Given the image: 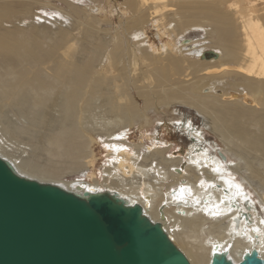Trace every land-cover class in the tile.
I'll list each match as a JSON object with an SVG mask.
<instances>
[{"label":"bare ground","instance_id":"bare-ground-1","mask_svg":"<svg viewBox=\"0 0 264 264\" xmlns=\"http://www.w3.org/2000/svg\"><path fill=\"white\" fill-rule=\"evenodd\" d=\"M256 1L127 0L136 15L127 24L123 21L127 34L145 28L158 13L171 8L162 16L174 22L172 33L181 35L188 26L211 27L208 47L212 49L192 59L175 43L167 44L164 53L138 48L136 42L125 48L118 33L110 65L98 72L95 64L101 62L105 49L94 47L100 51L98 58L80 64L73 58L78 44L71 43L69 32L56 43L60 51L64 49L58 59L55 46L41 53L36 36L0 32V118L8 139L22 129L17 133L12 128L7 112L26 119L35 132L47 122L44 111L54 96L53 107L60 112L59 119L52 120L51 133L42 135L43 143H36L33 158L6 154L2 141L0 157L27 179L63 187L83 198L109 194L127 206H142L144 215L163 226L191 264H211L217 251L235 263L254 250L264 259V217L256 205L264 211V173L259 168L264 167V9H258ZM71 7L80 13L78 25L85 32L90 30L88 36L94 41L99 31L96 22H87L91 16ZM143 10L148 11L146 17ZM6 16L0 8V23ZM192 43L184 41L186 46ZM50 63L52 67H47ZM106 87L113 90L107 104L108 113L115 117L108 123L109 119L102 122L105 118L96 113L93 103L107 96ZM181 104L197 109L225 152H210L202 131L184 119L177 129H184L195 142L186 156L168 155L174 146L163 144L151 147L142 157L138 143L133 155L124 151L123 159L107 166L103 181L95 176L91 181L65 179L67 174H86L94 166L97 139L87 126L90 118L115 130L137 124L147 129L153 123L151 111ZM114 135L115 131L107 134Z\"/></svg>","mask_w":264,"mask_h":264},{"label":"rangeland","instance_id":"rangeland-1","mask_svg":"<svg viewBox=\"0 0 264 264\" xmlns=\"http://www.w3.org/2000/svg\"><path fill=\"white\" fill-rule=\"evenodd\" d=\"M126 1L127 0H0V8L5 10L7 13V16L2 19V23H0V32L2 34L3 31H6L9 34L12 33L20 36L26 35L29 38L30 35H32L31 37L36 36L41 43V53H43L45 49H48L51 46H53L54 48L55 46L54 50H57L56 59H58L59 57H63L62 54L64 51V49L60 51L59 47L61 45H56V43L61 40V36L64 33L69 32V34H72L71 43L78 44L77 46L79 49H77V51L72 54L74 55L73 58L80 64H84L85 62L87 63L88 61L93 60L92 58L95 59V57L97 59L100 52H98V50L102 48L105 49L101 62L95 64V66H97V72L104 70L110 65L109 54L116 44L118 33H120V35L122 34L121 36L124 39L125 48L126 46H128L129 42H136L137 47H143L146 50L148 49L150 52L155 50L159 51L160 53H164L167 50L166 46H173V44L175 43L174 45H176V47L182 48L187 58L191 57L192 59H197L196 56H198V53H201L202 50L212 49L208 47L210 41V31L212 29L211 27L207 28L206 26L202 25V27L188 26L181 35L172 33L171 29L174 27V22H171L170 16H167L165 18L162 16V13L171 12L173 10L171 8L158 13L156 20L154 22L151 21L147 23L145 28H142L141 26L138 29L135 28L133 32H131V34H127L125 32V29H123V21L125 22V24H127L128 21L134 20L136 15H134L131 9H129ZM255 4L258 6V9H264V0H257ZM71 6L77 7L83 13L85 12L84 14H88V16H91L92 18H90V20H86L87 22L89 21L91 24H93V22H96V24L94 25L97 26L96 29H99V31H95L97 35L95 36L94 41L88 36L90 30H87L85 32L83 28L78 25L79 19H81L80 13H78V16L77 12L74 11V8H72ZM143 12L146 17V13L148 11L143 10ZM151 19L152 17H150V20ZM83 21H85L84 18ZM163 23L165 24L162 25ZM123 30L126 34L123 32ZM89 34L92 33L90 32ZM187 39L193 40V45H190L191 47L184 45V41ZM87 40H90L91 43L90 41L87 42ZM98 40H100L99 44ZM92 41L94 42L93 44ZM101 44L102 46H105L102 47ZM94 47H98L99 49L94 50ZM138 53L139 55H141L139 49ZM94 54L96 55L92 56ZM51 65L52 63L46 66L52 67ZM46 66L44 67L46 68ZM93 76V79H95V74H93ZM190 79L191 77L187 78V80ZM105 91L107 96H104V98L102 96H100V98L97 97V99H95V102L93 103L94 107L96 108V113L99 114L103 119L105 118L102 122L106 121V119H111L110 121H106V123H108L115 119V117H113L111 113H108L109 107L107 104L109 99L108 96L110 95V92H113V90L111 89V87H106ZM221 91H218V93L222 94ZM134 93H136L135 90ZM56 98V96L53 97L52 101L48 103V107H46L45 109L46 111H44L45 117L48 118H45V121H47L48 123L44 122L39 128L40 130L38 129L37 132H35V130L31 128L32 126L28 128L29 123L26 119L17 117L12 111H9L7 112V114L9 115L5 116V118H8V121L9 119H12V125H10L13 129L16 130V132L19 130V128L22 129V132H20L19 130V133L17 132V136L15 135V138H12L13 140L10 138L8 139L6 133H4V126L3 124H1L4 122V118H0V137L2 136L0 138V143L1 141L2 143L5 142L3 143V146L5 144L6 149L4 150L5 152H7L6 154L17 156V158L22 159H30L34 157L37 152V148L35 147L36 143L41 144L44 142L42 140V135H45V133H51V125L54 124L52 123V120L56 119L55 121H57L59 119L60 112L56 107H53ZM141 103L142 105H144V101H142ZM86 116H88V114H86ZM150 117L153 123L149 128L140 129V124H137L133 128H126L124 130H119L118 128L117 130L112 129L113 126H103L104 124L102 122L101 124L97 123V125L96 122L92 119L93 117L90 118V122L87 123V126L89 127V129H92L91 133L97 139V142L94 145V166L91 167L90 170L86 172V174H67L65 179H83L86 181H91L92 176H95L99 180L103 181L107 166H109L110 163L111 165L117 163L120 157H122L121 159H123L124 151L125 153L129 152V154L133 155L136 150L135 148L133 149V147L138 143H141L140 154L142 152V157H144L146 153L148 154L151 147H155L156 145L161 146L163 144H172L174 146V148H172V151L168 155H170L171 153H176L186 156L188 148L195 142L189 137V135H187V133L184 132V129H177L178 124L184 121V119L191 120L194 127H198L197 129L202 131L203 136L205 137L203 141L206 140L205 146L209 149L210 152L217 155L218 151L225 152L224 146L221 145L220 140L207 128L208 126L205 124L203 117L199 114L197 109L192 108L191 106L184 104L176 106L172 105L169 109L162 112L151 111ZM89 123H91V125ZM93 129H95L96 131H94ZM105 131H107V133ZM114 131L115 135L113 136V138L107 136V134H112ZM35 133H38V135H36ZM128 144H130V146H127ZM117 145L118 147L122 146V150L120 149V151H118V149L115 147ZM43 157L47 158L45 156ZM127 163L131 164L129 159ZM150 164L151 163H149L148 166ZM259 168L264 173V167ZM256 205L260 216L264 217V211L261 208L260 204L256 202Z\"/></svg>","mask_w":264,"mask_h":264},{"label":"water","instance_id":"water-1","mask_svg":"<svg viewBox=\"0 0 264 264\" xmlns=\"http://www.w3.org/2000/svg\"><path fill=\"white\" fill-rule=\"evenodd\" d=\"M0 264L191 262L142 206H127L109 194L83 198L27 179L0 157ZM211 264H264V259L254 250L235 263L217 251Z\"/></svg>","mask_w":264,"mask_h":264},{"label":"snow or ice","instance_id":"snow-or-ice-1","mask_svg":"<svg viewBox=\"0 0 264 264\" xmlns=\"http://www.w3.org/2000/svg\"><path fill=\"white\" fill-rule=\"evenodd\" d=\"M237 188H239V186H238V185H237ZM180 191L183 193L185 190H184V189H181Z\"/></svg>","mask_w":264,"mask_h":264}]
</instances>
